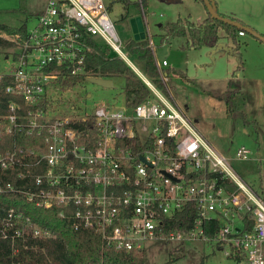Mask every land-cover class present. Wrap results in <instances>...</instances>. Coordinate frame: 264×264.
<instances>
[{
  "label": "built area",
  "instance_id": "1",
  "mask_svg": "<svg viewBox=\"0 0 264 264\" xmlns=\"http://www.w3.org/2000/svg\"><path fill=\"white\" fill-rule=\"evenodd\" d=\"M142 16L155 48L145 10ZM0 35L15 47L12 66L0 71L12 76L8 111L0 113V239L10 241L13 254L56 235L5 200L21 196L40 207L61 205V216L75 229L96 231L104 247L145 250L156 239L201 238L240 263L264 264L262 194L170 91L133 63L105 0H46L33 28ZM97 36L151 92L131 106L124 99L63 109L62 93L71 86L59 79L90 76L86 57L93 40L101 44ZM157 64L168 84V60ZM251 152L243 144L236 155ZM191 208L193 217L176 216Z\"/></svg>",
  "mask_w": 264,
  "mask_h": 264
},
{
  "label": "rangeland",
  "instance_id": "2",
  "mask_svg": "<svg viewBox=\"0 0 264 264\" xmlns=\"http://www.w3.org/2000/svg\"><path fill=\"white\" fill-rule=\"evenodd\" d=\"M110 5L111 16L124 43L133 37L134 30L130 19L141 14L142 9L131 3L126 9L120 0H105ZM218 10L239 17L243 22L256 26L264 34V0H215ZM205 0H149V29L152 32L157 59L166 58L170 69H184L199 83L169 74L168 90L174 99L184 107L194 119L201 132L215 148L228 158L234 171L257 190L264 186V169H259L260 157L264 159V40L245 30L239 36L242 55L230 52L232 40L223 37L221 45L186 49L183 37H173L170 42L160 44L158 23L175 20L179 16H192L200 21L208 13ZM46 0H0V22L20 25L27 21V28L38 23L37 12L42 11ZM214 9V7H213ZM125 14L123 18L120 15ZM249 26V25H247ZM251 27V26H250ZM253 28V27H252ZM3 31V30H2ZM7 31V30H6ZM10 32V31H7ZM97 40L104 44L101 37ZM15 47L0 45V71L8 70L13 64L11 51ZM127 52L133 63L145 74L146 63L137 54ZM6 55H10L7 58ZM236 70L243 79V109L250 119L244 122L241 116L229 114L226 108L224 84L214 85L215 80L227 79ZM166 71V69H164ZM114 87L84 79L62 93L61 107L74 102L84 109L91 110L95 104L108 100L120 104L125 99L124 77H112ZM91 93V96H88ZM245 144L251 149L248 158H238L236 151ZM241 224V222H239ZM174 260L169 262V257ZM243 264L226 256L201 238L196 239H156L145 248V264Z\"/></svg>",
  "mask_w": 264,
  "mask_h": 264
},
{
  "label": "trees",
  "instance_id": "3",
  "mask_svg": "<svg viewBox=\"0 0 264 264\" xmlns=\"http://www.w3.org/2000/svg\"><path fill=\"white\" fill-rule=\"evenodd\" d=\"M128 9L131 3H136L140 8H147L149 0H120ZM215 2V0H212ZM209 2H206L207 8ZM216 4V3H215ZM217 6V5H216ZM218 9V8H217ZM219 11V10H218ZM42 11L37 12L40 14ZM223 16L239 20L236 17L224 14ZM123 17L125 14L122 15ZM240 21V20H239ZM27 21L20 25H11L0 22V31L10 32L25 31ZM239 27L232 22L225 21L212 15L209 8L208 16L202 21H194L189 16H179L175 20L166 21L161 24L160 43L169 42L173 37H184L188 48H201L203 46H214L222 37L232 40L235 50L241 48L239 39ZM245 30V29H244ZM14 46L0 35V45ZM93 48L88 51L86 57L87 74L103 77L123 76V90L127 105H136L150 94V88L138 75L133 67L119 54L112 53L108 46L92 41ZM126 48L131 54H137L145 60L147 75L165 92H168V84L160 78L155 50L150 44L149 36L143 38H129ZM185 76L193 82L199 83L194 77L180 69H171ZM171 70H167L168 73ZM11 75L0 77V113L7 112V101L12 94L6 91V85L11 80ZM86 79V75L75 74L61 77L59 82L64 86H72ZM169 83V82H168ZM224 84L225 90L222 97L225 99L227 112L232 115L241 116L244 122L249 123L247 112L243 109L244 93L243 81L230 77L217 81ZM25 106L24 101H22ZM264 198V186L260 192ZM1 199V198H0ZM9 204L22 206L40 224L50 227L56 235L50 238H34L29 247H21L18 253L13 254L11 243L7 239H0V264H145V250L134 249L126 251L114 247H104L100 235L92 229H75L71 220L60 215L61 205L53 207H40L25 201L21 196L5 198ZM195 214L194 209H184L176 216L191 218ZM19 260L21 262L19 263ZM174 257L170 256L171 262ZM203 264V263H201Z\"/></svg>",
  "mask_w": 264,
  "mask_h": 264
},
{
  "label": "water",
  "instance_id": "4",
  "mask_svg": "<svg viewBox=\"0 0 264 264\" xmlns=\"http://www.w3.org/2000/svg\"><path fill=\"white\" fill-rule=\"evenodd\" d=\"M205 1L213 4L214 9L211 10L213 16H215L217 18H222L228 22H232L239 27H244L246 30L252 32L256 36H258L259 38L264 40V34L260 33L259 31L255 30L254 28H252L250 26H247L246 24H244L240 21L229 18L227 16H223L221 13H219L214 1H212V0H205ZM120 17L122 18V15H120ZM130 22H131L132 28L134 30L135 38L139 39V38H143V37L147 36L146 26H145V22H144L142 14L131 17ZM87 79L90 81L99 83L103 86H107V87H114L115 86V83H114V80L112 77L90 75L87 77ZM88 95L90 96L91 93H88ZM196 121H197V119H196Z\"/></svg>",
  "mask_w": 264,
  "mask_h": 264
},
{
  "label": "crops",
  "instance_id": "5",
  "mask_svg": "<svg viewBox=\"0 0 264 264\" xmlns=\"http://www.w3.org/2000/svg\"><path fill=\"white\" fill-rule=\"evenodd\" d=\"M215 3H216V1H215ZM217 5V4H216ZM217 7V6H216ZM218 8V7H217ZM141 9H142V12H141V14L143 13V10H145L146 11V13L148 14L149 13V10H148V8H145L144 6H141ZM210 9L212 10L213 9V5H211L210 6ZM225 14V13H224ZM122 15V14H121ZM139 15V14H138ZM191 15V14H190ZM190 15H188L192 20H194L193 18H192V16H190ZM227 15H229V14H227ZM187 16V15H186ZM208 16V13L206 14V16H204L203 17V19L202 20H204L206 17ZM230 16H233V15H230ZM148 17H149V14H148ZM233 17H236V18H238L239 20H240V22H242V23H244V24H246V22H243L239 17H237V16H233ZM122 18H123V16H122ZM177 19V18H176ZM202 20H200V21H202ZM239 20H237V21H239ZM168 21H171V20H168ZM195 21V20H194ZM162 23H164V22H159L158 23V35H159V39H160V33H162V30H161V24ZM247 25H249V26H251V27H253L255 30H257L258 31V29L256 28V26H253V25H250V24H247ZM245 29V28H244ZM246 30V29H245ZM260 31V30H259ZM135 35V34H134ZM133 35V37H135ZM244 35V34H243ZM148 36V35H147ZM239 36H241V34H239ZM240 38V37H239ZM223 39V37L219 40V42L216 44V45H214V46H210V47H215V46H219V45H221V40ZM171 40V39H170ZM170 40H169V42H170ZM161 44V43H160ZM183 44H184V46H185V48L186 49H194V48H188L187 46H186V42H185V38L183 37ZM223 45H221V47H222ZM234 48V46H233V43H232V45H231V48H230V52H237V53H240L241 55H242V51H241V48H240V50L239 51H237V50H235V49H233ZM154 50H155V48H154ZM163 59H166V58H163ZM157 61H161V60H159V59H157ZM169 65V61H168V64L166 65V66H168ZM166 66H164V69H166V71L167 70H169L170 68H168V67H166ZM174 69V68H173ZM175 69H177V68H175ZM171 70V69H170ZM180 70H182L183 72H185V73H187V71H185L184 69H180ZM236 70H237V68H235L234 69V71H233V73H232V75L230 76V77H234V78H238V79H240L241 81H243V79L242 78H240V77H238L237 75H236ZM171 73H173L175 76H180V77H182V78H184V79H188V78H186L185 76H183V75H181V74H179V72H176V71H174V70H171V72H170V74ZM188 74V73H187ZM189 75V74H188ZM189 77H194V76H191V75H189ZM230 77H228V78H230ZM194 78H196V77H194ZM227 78V79H228ZM198 81H199V79L198 78H196ZM189 80V79H188ZM221 80V79H220ZM191 81V80H190ZM217 81L218 80H215L214 81V85H218V83H217ZM193 82V81H192ZM200 82V81H199ZM244 82V81H243ZM258 166L260 167L259 169H264V160H262V158L260 157V162L258 163ZM262 178H264V177H262ZM259 191V190H258ZM259 192H261V191H259Z\"/></svg>",
  "mask_w": 264,
  "mask_h": 264
}]
</instances>
